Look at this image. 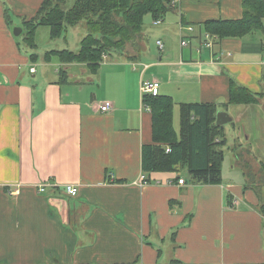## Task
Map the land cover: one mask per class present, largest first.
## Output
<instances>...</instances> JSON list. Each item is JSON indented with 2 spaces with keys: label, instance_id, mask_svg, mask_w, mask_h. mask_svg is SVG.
<instances>
[{
  "label": "crops",
  "instance_id": "1",
  "mask_svg": "<svg viewBox=\"0 0 264 264\" xmlns=\"http://www.w3.org/2000/svg\"><path fill=\"white\" fill-rule=\"evenodd\" d=\"M43 1L0 0V264H264V216L247 183L159 172L136 184L153 143L142 82H159L175 107H224L230 79L264 92V31L218 40L200 27L242 18V0H180L160 25L147 16L138 54L108 57L96 75L34 61L14 34ZM71 68L79 73L60 83ZM104 102L112 111L100 110ZM44 183L58 187L39 193Z\"/></svg>",
  "mask_w": 264,
  "mask_h": 264
},
{
  "label": "trees",
  "instance_id": "2",
  "mask_svg": "<svg viewBox=\"0 0 264 264\" xmlns=\"http://www.w3.org/2000/svg\"><path fill=\"white\" fill-rule=\"evenodd\" d=\"M173 1L77 0L67 10L64 8L66 0H44L37 15L23 22L27 30L24 43L28 48L36 49V32L42 26L48 27L51 39L56 40L64 36L69 27L85 23L88 34L81 40L77 52L51 50L44 54V60L50 63L56 58L64 65H83L90 75H96L101 71L105 58L114 52L123 53L127 49V53L122 55L131 58L128 47H133L134 53L138 49L145 31V18L150 16L154 21L162 20L177 9L179 3L173 7ZM242 5V18L208 20L200 27L208 36L218 40L243 38L252 32L264 31V0H242ZM32 59L37 61L38 56L33 54ZM70 73L69 69H61L60 83H68ZM143 103L150 107L153 122V143L144 145L142 150L144 173H180L186 170L193 184L221 185L224 146L227 144L224 126L216 124L221 106L210 102L180 103L177 131L172 97L145 95ZM261 103L264 104V92H252L230 79L228 101L223 104L225 108L233 105L255 107ZM257 196V209L264 216V198ZM231 197L227 195L228 203Z\"/></svg>",
  "mask_w": 264,
  "mask_h": 264
},
{
  "label": "rangeland",
  "instance_id": "3",
  "mask_svg": "<svg viewBox=\"0 0 264 264\" xmlns=\"http://www.w3.org/2000/svg\"><path fill=\"white\" fill-rule=\"evenodd\" d=\"M77 0H66L65 9L72 8ZM151 18V17H150ZM21 28L23 31V27ZM27 30L20 35L24 41ZM88 34L85 23L76 27H69L67 32L59 39L53 40L50 37V29L42 26L36 32L37 48L32 50L38 56V62L43 61L45 52L50 50H72L77 52L80 49L81 40ZM31 50V49H30ZM127 50V49H126ZM126 50L123 53H127ZM123 53L114 52L109 57V62L117 59H128ZM128 54L131 57L137 55L138 51L128 47ZM108 58V57H107ZM107 58H105L107 60ZM54 69L59 65L53 61ZM106 68L105 70H108ZM140 71V70H139ZM70 72L79 73V69H70ZM79 75V74H78ZM80 79L84 80L82 76ZM94 90H98L97 87ZM87 91L95 92L91 87ZM140 90V89H139ZM221 109L225 110L224 107ZM227 113L233 118V122L224 125L227 144L224 146L225 160L223 163L224 179L233 184H248L253 187L260 198H264V104L258 106H230ZM180 109L176 105L174 109V127L179 130ZM187 175L186 170H182ZM255 191V192H256ZM264 201V200H263Z\"/></svg>",
  "mask_w": 264,
  "mask_h": 264
},
{
  "label": "built area",
  "instance_id": "4",
  "mask_svg": "<svg viewBox=\"0 0 264 264\" xmlns=\"http://www.w3.org/2000/svg\"><path fill=\"white\" fill-rule=\"evenodd\" d=\"M180 0H174L173 1V7H175L178 3H179ZM154 24L155 25H160L162 24V20H157V21H154ZM190 30H193V28H190ZM186 41L183 40L182 42V45H186ZM158 45L160 47V49H163L164 48V45L162 44V42H158ZM208 47H212L211 44H208L207 45ZM34 71V70H33ZM159 88H160V83L159 82H156V81H144L142 82L141 84V87H140V91H141V95L142 97H144L145 95H152V96H157L158 95V91H159ZM113 109V104L111 102H104L101 106H100V110L104 113L106 112H110L112 111ZM144 109L147 110V111H150L151 112V109L149 106L145 105L144 104ZM170 150L167 149V152H169ZM137 185H139L140 187H145L150 183L149 179L147 178V174L144 173L142 174V176L139 178V181L136 183ZM186 182L184 179H179L178 181V185H185ZM58 186H56L55 184L53 183H44V184H40L37 186V189H38V192L39 193H46L47 190L49 189H55L57 188ZM64 191L67 195L71 196V197H75L77 196L79 190L76 186L74 185H65L64 186Z\"/></svg>",
  "mask_w": 264,
  "mask_h": 264
},
{
  "label": "water",
  "instance_id": "5",
  "mask_svg": "<svg viewBox=\"0 0 264 264\" xmlns=\"http://www.w3.org/2000/svg\"><path fill=\"white\" fill-rule=\"evenodd\" d=\"M22 33V29L21 28H17L14 31V34L16 36H20ZM230 122H233V118L225 111H218L217 113V121L216 124L217 126H224Z\"/></svg>",
  "mask_w": 264,
  "mask_h": 264
}]
</instances>
